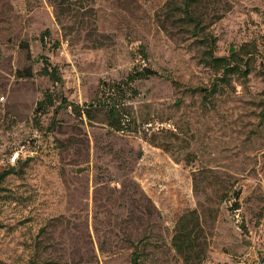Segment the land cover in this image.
<instances>
[{"label": "rangeland", "instance_id": "obj_1", "mask_svg": "<svg viewBox=\"0 0 264 264\" xmlns=\"http://www.w3.org/2000/svg\"><path fill=\"white\" fill-rule=\"evenodd\" d=\"M5 172L0 264H264V0H0Z\"/></svg>", "mask_w": 264, "mask_h": 264}, {"label": "trees", "instance_id": "obj_2", "mask_svg": "<svg viewBox=\"0 0 264 264\" xmlns=\"http://www.w3.org/2000/svg\"><path fill=\"white\" fill-rule=\"evenodd\" d=\"M238 54H244V56L248 57L251 55V51L243 47L237 53H235L232 49L230 50L229 57L212 59V65L216 66L218 70L222 69V76L218 78L216 80V83H213L208 90H199V92L203 94L205 98H207L208 96L215 95L218 92L219 84L227 86L229 84L228 76L238 75L242 78H246V76L249 74L248 62L246 61L245 63H242L240 60L236 59L235 56H238ZM42 74L51 78L54 75V71L49 72L47 68H44ZM156 77H159V74L157 72L149 69H144L128 76V82H132L133 80H143ZM121 91L122 86L117 84L113 87L112 93L106 96V100L108 101L107 106H109V109L107 110L109 125L116 132L122 131L124 126H126V115L124 110L122 109L123 105L121 103V96L118 93ZM195 92L196 89H193L191 91V93ZM43 104V101L38 103V108L43 106ZM89 107H93V105H89L88 108ZM59 108H64V106H59ZM84 114L87 118H90L89 109H86V111H84ZM129 122L130 121H128V123ZM8 174V172L0 173V183ZM131 264H139V255L137 253H134L132 255Z\"/></svg>", "mask_w": 264, "mask_h": 264}, {"label": "water", "instance_id": "obj_3", "mask_svg": "<svg viewBox=\"0 0 264 264\" xmlns=\"http://www.w3.org/2000/svg\"><path fill=\"white\" fill-rule=\"evenodd\" d=\"M79 172V171H78Z\"/></svg>", "mask_w": 264, "mask_h": 264}]
</instances>
